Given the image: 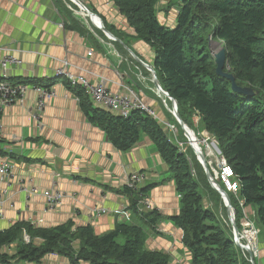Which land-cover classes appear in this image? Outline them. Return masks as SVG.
Instances as JSON below:
<instances>
[{
  "label": "crops",
  "instance_id": "crops-1",
  "mask_svg": "<svg viewBox=\"0 0 264 264\" xmlns=\"http://www.w3.org/2000/svg\"><path fill=\"white\" fill-rule=\"evenodd\" d=\"M78 1L108 27L115 41L95 26L99 25L96 18L93 25L79 13L71 0H0V47L12 50L22 62L21 66H10L6 78L16 83L50 84L65 61L73 75L103 83L111 93H122V85L132 86L159 117L160 103L150 78L132 63L135 56L152 66L153 49L137 38L112 0ZM182 2L160 0L156 5L158 22L173 28ZM51 84L54 97L43 110L39 126L29 112L37 102L31 89L22 104L0 103V164L8 160L12 165L7 195L13 205L9 208L5 204L0 231L18 222L50 229L71 221L74 227L90 226L100 236L113 232L118 224L134 225L145 233L147 251L167 255L168 264H192L191 253L182 242L184 233L172 221L180 210L174 174L153 140L141 134L135 146L119 152L88 120L77 89L70 88L64 79ZM132 173L143 177L139 191L157 212L153 226L143 218L150 219V212L138 216L133 210L136 195L125 189L126 178ZM5 187L0 184V190ZM50 189L65 195L54 211H46L42 196ZM100 209L105 213L96 215ZM243 211L254 217L250 207ZM261 234L259 228L258 264H264ZM74 247L77 249L78 243ZM42 262L69 264L57 255H47Z\"/></svg>",
  "mask_w": 264,
  "mask_h": 264
},
{
  "label": "trees",
  "instance_id": "trees-1",
  "mask_svg": "<svg viewBox=\"0 0 264 264\" xmlns=\"http://www.w3.org/2000/svg\"><path fill=\"white\" fill-rule=\"evenodd\" d=\"M112 1L137 38L153 49V70L162 90L177 102L180 119L187 124L190 117L198 119L199 130L215 139L237 184L235 194L227 192L230 204L237 212L250 207L255 222L264 227V0H183L173 28L158 22L160 0ZM210 39L226 49L225 71L234 75L238 86L256 94L250 98L235 94L230 82L215 75ZM54 81L40 84L48 88ZM74 89L88 120L119 152L135 146L141 134L153 140L174 174L180 210L172 221L184 233L182 242L192 264H238L233 243L218 225L219 214L216 217L204 206L199 183L167 128L139 111L124 119L99 109L82 90ZM125 189L136 195L132 207L137 213L142 191ZM149 212L150 219L143 218L153 226L157 212ZM23 237L30 243H23ZM47 255L64 257L69 264H168L167 255L145 249V233L134 225L118 224L113 232L100 236L90 226L74 227L71 221L50 229L18 222L0 231V264H43Z\"/></svg>",
  "mask_w": 264,
  "mask_h": 264
},
{
  "label": "built area",
  "instance_id": "built-area-1",
  "mask_svg": "<svg viewBox=\"0 0 264 264\" xmlns=\"http://www.w3.org/2000/svg\"><path fill=\"white\" fill-rule=\"evenodd\" d=\"M0 52L2 53L0 59V103L3 106H9L11 104H22L23 99L26 95V92L31 89L37 94V102L35 107L30 110L31 117L39 126L40 116L49 103V101L54 97V92L51 87L45 88L42 85L37 83H32L30 85H25L21 83H13L6 78V71L10 66H21L22 62L18 59L12 50L0 47ZM90 55V53H89ZM62 68L55 71V77L52 80L64 79L71 88H79L84 92V94L90 99L91 103L99 108L109 112H113L121 118L127 119L131 113L139 111L142 113L148 114L153 119L157 120L164 127L173 129L174 127L171 124L164 123L161 121L155 111L146 105L141 98L134 91L132 86H123L122 93H111L103 83L91 82L81 75H73L69 70V64L65 61H62ZM134 65V64H133ZM146 69V68H145ZM155 91V90H154ZM157 93V91H156ZM162 95L161 92H158ZM165 97L164 95H162ZM167 98V97H165ZM168 99V98H167ZM169 100V99H168ZM170 101V100H169ZM165 106V105H164ZM166 108V107H165ZM168 112H170L167 109ZM173 114V112L171 113ZM170 130V131H171ZM172 133V132H170ZM175 143L178 144L177 140ZM178 146V145H177ZM221 169V179L225 183V192L236 193L237 186L234 182H230L232 178V171L228 166L225 165V162L222 160L220 162ZM12 177V165L8 160L3 161L0 164V184H5L6 187L0 190V218L3 217V209L5 204H8V207H12V204H9L8 201V183ZM143 177L139 173L130 174L125 181V187L129 191H138L139 184L142 182ZM35 192V191H33ZM43 197L46 200V211H54L59 207L62 201L65 199V195L59 191L53 189L47 190L43 193ZM180 197V196H179ZM13 208V207H12ZM153 210L149 201L141 196L136 205V212L138 216H142L145 212ZM105 213L104 209L96 211V215ZM243 222L241 224V231H237V234L234 232V243L236 246L244 249L241 246L242 241H246L250 249L249 254L252 253V256L257 254L256 249L254 248V240L257 235L255 230L254 220L247 216L246 213L243 216ZM247 246V245H246ZM251 255V254H250Z\"/></svg>",
  "mask_w": 264,
  "mask_h": 264
},
{
  "label": "rangeland",
  "instance_id": "rangeland-1",
  "mask_svg": "<svg viewBox=\"0 0 264 264\" xmlns=\"http://www.w3.org/2000/svg\"><path fill=\"white\" fill-rule=\"evenodd\" d=\"M77 11L79 13H81L82 15L84 14L83 16L87 17L85 12L81 11L78 8H77ZM211 40L212 39H210V41H209L208 50L210 52V56L213 58V55L217 54L222 48H224V46L218 40H212V41ZM144 64H146V63H144ZM134 69L142 70V68H139V66H137L136 64H134ZM143 69L145 70L144 73H146L147 76L150 78L149 79L150 85H151L152 90L155 93V95H156V97L160 103V112L158 113L159 117L158 116L157 117L161 121H163L164 123L168 122L169 124H171L172 127H174L172 130L170 129L171 131L168 129L167 132L168 133L172 132L169 134V136L171 135L172 136V137L170 136L171 139L177 140L178 144L175 143V145L176 146L178 145L180 153H183L186 156V159H187L189 167H190L191 176L193 179L198 181L199 189L204 194V200H203L204 206L206 208L213 210L212 212L216 215V217H218L217 215L219 214L220 217H218V219H217L219 222L218 225L221 227V229H223L222 231L227 235V237L233 243L235 251L237 253V257H238L237 258L238 264H258L259 248H258L257 238H258V234H259V228L262 231V234L259 237V240H262L264 238V227L261 224L255 222V220L251 214L248 215L246 213V215L251 217L255 222L254 226L256 228L255 230L257 231V235L255 236V240H254V248L256 249L257 254L255 256H252V253H250L251 254L250 255L248 250L242 249V248L235 245V243H234V229L230 223V220L228 219L225 204H224L223 200L221 199L220 195L215 190H213V188L211 187V185H210V183H209V181L205 175L204 169L202 168L200 163L197 161L196 156H194L195 152L191 151L192 149L190 147L192 144H190L187 141V139L184 136L181 128L179 127V125L175 121L173 115L171 114L172 113L171 102L167 98L163 97L162 95H160L158 93L159 91L152 84L151 73L147 69H145L144 67H143ZM21 84H23V83H21ZM30 84H25V85H30ZM156 91H157V93H156ZM167 109L170 112H168ZM182 122L184 123V121H182ZM184 124L187 126L188 129H190L194 133L196 139H198V141H199V144H200L201 149L204 152V154H205L206 149L209 150L210 153H212V155L205 157V160L207 162V166L209 168L208 170H209V173H210L213 181L223 190V186L225 185V183L221 179L222 173H221V169H220V162L223 160L225 162L226 166H227V164H226L225 159L221 156V153L217 152V149H218V151H220V150L218 148V145H217L215 139L212 138L209 134H207L206 131H203V129L199 130V128H198L199 120L194 118V117H192V118L190 117L189 124H187V123H184ZM193 152H194V155H193ZM230 182L231 183L233 182L232 179H230ZM236 186H237V184H236ZM224 188H225V186H224ZM138 191H139V189H138ZM43 193H42V196H43ZM233 194H235V193H233ZM141 196H143V195L142 194L138 195V198H140ZM45 202H46V200H45ZM220 206H221V208H220ZM230 206H231L232 211H233L234 224L236 226L237 231L239 232V231H241V224L243 222L242 219H243V216L245 215V213L241 208L237 212L235 207L233 208V206L231 204H230ZM239 206L240 207L243 206V203L240 201H239ZM12 207H9V208H12ZM222 207H223V210H222ZM240 212H241V214H239ZM237 213L239 214V216H237L238 215ZM235 219H237V223H236ZM22 241L25 244L30 243V240L27 237H23ZM242 243L243 244L241 246H243L244 248L246 247V245H248L246 241H242ZM6 250L8 251V249H6Z\"/></svg>",
  "mask_w": 264,
  "mask_h": 264
},
{
  "label": "water",
  "instance_id": "water-1",
  "mask_svg": "<svg viewBox=\"0 0 264 264\" xmlns=\"http://www.w3.org/2000/svg\"><path fill=\"white\" fill-rule=\"evenodd\" d=\"M71 2H73V4H75V6L80 9L81 11L86 13V16L91 19L92 18H96L99 22V25L96 26L99 30H101L109 39L114 40L115 38L103 27V24L101 22V20L95 16L94 14L90 13L89 11L86 10V8L78 1V0H71ZM84 15V14H83ZM134 60L141 66H143L144 68H146L152 75V84L153 86L162 93V95H164L165 97H167L172 105V112H173V117L175 119V121L177 122V124L180 126L184 136L186 137L187 141L191 144H193L192 140L189 138V136L187 135V126L182 122V120L180 119L179 115H178V109H177V102L175 100H173L165 91H163L159 85L158 79L156 77V74L153 70V67L150 65H146L144 64L142 61H140L137 57L133 56ZM213 59H214V63H215V75L221 79H225L228 82H230L231 85V90L233 93L241 95L243 97L246 98H250L252 97L254 94L253 90L249 87H240L236 84L235 81V77L233 74L229 73L228 71H225V67H226V49L222 48L217 54L213 55ZM194 145V144H193ZM195 146L191 145V148L193 151H195V156L197 157V161L200 163V165L202 166V168L204 169L205 175L211 185V187L213 188V190H215L221 197V199L223 200L224 204H225V208H226V212H227V216L228 219L230 220V223L234 229V232L237 233V229L236 226L234 224V220H233V211L232 208L230 206V200L229 197L227 196V194L213 181L209 170H208V166L207 163L205 161V159H203V156L200 152H198L197 150H195L194 148ZM217 152L219 153L220 151Z\"/></svg>",
  "mask_w": 264,
  "mask_h": 264
},
{
  "label": "bare ground",
  "instance_id": "bare-ground-1",
  "mask_svg": "<svg viewBox=\"0 0 264 264\" xmlns=\"http://www.w3.org/2000/svg\"><path fill=\"white\" fill-rule=\"evenodd\" d=\"M93 19L94 18H92V23H93ZM93 25H94V23H93ZM95 26H98V25H95ZM173 115V114H172ZM180 127V126H179ZM187 135L189 136V138L192 140V142H193V146H195L194 148H195V150H197L198 152H200L201 154H202V156H203V159H205V157H207V156H210V155H212V153H210V151L209 150H205V154H204V152L202 151V149H201V146H200V144H199V141H198V139H196V137H195V135H194V133L190 130V129H187ZM191 144V143H190ZM193 146H192V148H193ZM195 152V151H194ZM197 158V157H196ZM206 161V160H205ZM207 163V162H206ZM209 169V168H208ZM101 215V214H100ZM245 250H249L250 249V247L247 245L245 248H244Z\"/></svg>",
  "mask_w": 264,
  "mask_h": 264
},
{
  "label": "clouds",
  "instance_id": "clouds-1",
  "mask_svg": "<svg viewBox=\"0 0 264 264\" xmlns=\"http://www.w3.org/2000/svg\"><path fill=\"white\" fill-rule=\"evenodd\" d=\"M228 196V195H227Z\"/></svg>",
  "mask_w": 264,
  "mask_h": 264
}]
</instances>
